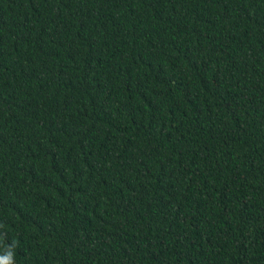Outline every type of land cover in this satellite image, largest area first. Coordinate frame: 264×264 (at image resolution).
<instances>
[{
	"label": "trees",
	"instance_id": "16d2710c",
	"mask_svg": "<svg viewBox=\"0 0 264 264\" xmlns=\"http://www.w3.org/2000/svg\"><path fill=\"white\" fill-rule=\"evenodd\" d=\"M264 264V0H0V255Z\"/></svg>",
	"mask_w": 264,
	"mask_h": 264
},
{
	"label": "clouds",
	"instance_id": "9594fccd",
	"mask_svg": "<svg viewBox=\"0 0 264 264\" xmlns=\"http://www.w3.org/2000/svg\"><path fill=\"white\" fill-rule=\"evenodd\" d=\"M0 264H14V251L8 248L3 255H0Z\"/></svg>",
	"mask_w": 264,
	"mask_h": 264
}]
</instances>
